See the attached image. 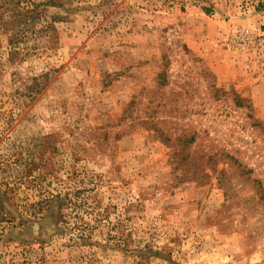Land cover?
I'll return each instance as SVG.
<instances>
[{
  "label": "rangeland",
  "instance_id": "rangeland-1",
  "mask_svg": "<svg viewBox=\"0 0 264 264\" xmlns=\"http://www.w3.org/2000/svg\"><path fill=\"white\" fill-rule=\"evenodd\" d=\"M6 1L0 264H264V0Z\"/></svg>",
  "mask_w": 264,
  "mask_h": 264
},
{
  "label": "trees",
  "instance_id": "trees-1",
  "mask_svg": "<svg viewBox=\"0 0 264 264\" xmlns=\"http://www.w3.org/2000/svg\"><path fill=\"white\" fill-rule=\"evenodd\" d=\"M63 0H45L41 2L40 4L34 5L29 0H7L6 2H13V5H10V20L9 23H6V26H8L12 31L13 34L8 39V54L11 57L17 56L19 52L22 50L21 48V35L25 36L28 34V32H34L33 31V23H31L35 17H38L39 21L41 23V31L47 32L52 27H49L50 21L47 19L46 8L49 6H57L60 7V3ZM25 2L27 3L25 7H21V4ZM30 8V9H29ZM20 9H25L24 13L20 11ZM53 18L60 19L61 17L58 15H53ZM52 19V20H55ZM33 36H38L39 31L34 32ZM43 34V33H42Z\"/></svg>",
  "mask_w": 264,
  "mask_h": 264
}]
</instances>
